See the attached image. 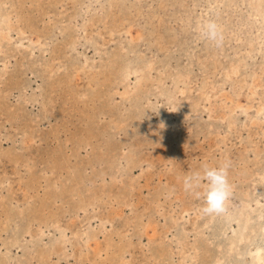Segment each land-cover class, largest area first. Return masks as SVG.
Listing matches in <instances>:
<instances>
[{
	"label": "rangeland",
	"instance_id": "obj_1",
	"mask_svg": "<svg viewBox=\"0 0 264 264\" xmlns=\"http://www.w3.org/2000/svg\"><path fill=\"white\" fill-rule=\"evenodd\" d=\"M263 227L264 0H0V264H254Z\"/></svg>",
	"mask_w": 264,
	"mask_h": 264
},
{
	"label": "clouds",
	"instance_id": "obj_2",
	"mask_svg": "<svg viewBox=\"0 0 264 264\" xmlns=\"http://www.w3.org/2000/svg\"><path fill=\"white\" fill-rule=\"evenodd\" d=\"M199 36L211 44L219 47L223 42L220 26L208 20L198 26ZM230 164L225 162L219 166L205 165L202 170L193 172L183 178V187L186 192L198 189L205 184L203 193L202 212L208 215H223L227 212V203L232 195L228 180Z\"/></svg>",
	"mask_w": 264,
	"mask_h": 264
},
{
	"label": "bare ground",
	"instance_id": "obj_3",
	"mask_svg": "<svg viewBox=\"0 0 264 264\" xmlns=\"http://www.w3.org/2000/svg\"><path fill=\"white\" fill-rule=\"evenodd\" d=\"M128 73H129V75H131V74H134V73H137V71L136 70H131V71H128ZM146 74V73H145ZM142 79V78H141ZM146 80V79H145ZM158 83V82H157ZM159 85V84H158ZM160 85H161V83H160ZM263 110V109H262ZM260 111V110H259ZM132 162V161H131ZM134 165V164H133ZM130 204L128 203V206H129ZM123 206V205H122ZM126 206V205H125ZM116 212H118V211H116ZM241 211H230L229 213H228V217H229V219L231 220V221H234V220H236V221H238V219L240 218V216H241ZM246 216V215H245ZM248 220V219H247ZM107 222V221H106ZM106 222H104L103 223V225H106ZM241 222V221H240ZM246 222H248V221H246ZM146 223H148L149 224V222H146ZM241 224V223H240ZM228 225V224H227ZM146 224H145V229H146ZM229 226V225H228ZM142 227V226H141ZM241 227H243V226H241ZM232 228V227H231ZM238 228V227H237ZM144 229V228H143ZM263 229V231H264V227L262 228ZM62 230V229H61ZM66 229H64V231H65ZM231 230V229H230ZM143 232V231H142ZM238 232V231H237ZM66 233V232H65ZM239 233V232H238ZM62 234H63V232H62ZM66 235H67V233H66ZM64 236H65V234H64ZM238 240V239H237ZM239 240H241V239H239ZM249 255L251 256V259H252V262H254V264H264V247H261V246H252L251 248H250V250H249ZM124 256V255H123Z\"/></svg>",
	"mask_w": 264,
	"mask_h": 264
}]
</instances>
